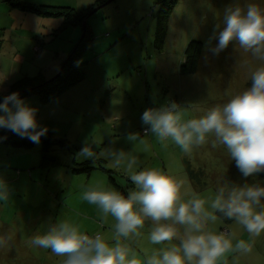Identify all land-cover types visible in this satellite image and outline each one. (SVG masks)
Listing matches in <instances>:
<instances>
[{
  "label": "rangeland",
  "instance_id": "374dc122",
  "mask_svg": "<svg viewBox=\"0 0 264 264\" xmlns=\"http://www.w3.org/2000/svg\"><path fill=\"white\" fill-rule=\"evenodd\" d=\"M108 1L0 0V101L18 89L54 79L85 39L77 60L85 66L83 80L49 95L21 97L37 109L41 127L55 140L51 154L61 165L47 162L41 167L39 144L29 149L0 145V181L10 193L0 201V236L5 240L0 264H62L65 257L31 243L56 222L74 224L87 234L99 231L108 241L109 224L98 215L101 210L82 199L87 173L71 171L78 164H91L92 159L79 153L85 143L94 147L95 165L106 160L109 167L130 174L154 168L183 181L184 164L191 163L215 188L207 193L190 188L189 199L205 194L209 211L221 187L264 186V178L243 177L226 148L213 146L214 137L186 154L170 139L161 142L152 133L142 134L148 126L139 119L145 109L167 100L182 104L185 119L198 118L247 90L252 72L264 61L233 43L219 55H212L206 45L226 7L255 3L264 8V0ZM85 21L88 34L82 39ZM190 41L201 47L202 58L198 71L185 75L180 67ZM131 160L135 163L129 167ZM217 216L208 230L220 233L225 227L228 233H223L233 244L245 240L251 248L225 253L220 264H264V233L252 236L235 220ZM150 231L146 221L139 235L120 239L139 250L131 249L140 260L179 245L177 240L153 244ZM134 236L140 241L137 246Z\"/></svg>",
  "mask_w": 264,
  "mask_h": 264
},
{
  "label": "clouds",
  "instance_id": "9594fccd",
  "mask_svg": "<svg viewBox=\"0 0 264 264\" xmlns=\"http://www.w3.org/2000/svg\"><path fill=\"white\" fill-rule=\"evenodd\" d=\"M230 43L264 61V8L255 3L225 8L222 22L214 26L206 48L212 55H219ZM250 79L247 90L198 118L185 119L182 104L167 100L145 109L141 121L148 126L147 132L161 142L170 139L186 154L214 137L213 146L226 148L243 177L256 176L264 172V66L252 72ZM36 114V108L27 105L18 92H12L0 101V129L39 143L48 128L41 127ZM79 153L93 161L96 158L94 147L87 143ZM134 163L131 161L129 167ZM129 178L135 190L127 195L102 186L90 187L82 194V199L97 205L104 216L115 219L114 243L68 222L54 223L44 234L35 235L31 243L65 257L62 264H220L225 253H247L251 248L245 240L233 244L222 233L208 230L207 225L217 221V213L235 220L252 236L264 233L262 185L221 187L209 211L205 199L194 195L185 201L181 194L184 182L158 169H141ZM9 195L0 181V201ZM146 221L151 223L149 239L153 244L177 240L179 245L146 260L136 258L120 238L139 235ZM4 242L0 236V245Z\"/></svg>",
  "mask_w": 264,
  "mask_h": 264
},
{
  "label": "trees",
  "instance_id": "16d2710c",
  "mask_svg": "<svg viewBox=\"0 0 264 264\" xmlns=\"http://www.w3.org/2000/svg\"><path fill=\"white\" fill-rule=\"evenodd\" d=\"M73 11V10H71ZM79 19H77L78 21ZM76 21V18H75ZM76 21V22H77ZM88 34V28L86 27V31H85V37ZM85 39H83L79 45H78V49H76L69 57L64 69L51 81L47 82V83H43L40 85H35L29 88H22V89H18L16 90V92L19 93L20 97H24L27 95H30L32 93H40V94H44V95H49L51 93H56L59 91H62L63 88L65 87H72L73 85L77 84L78 82H80L81 80H83V78L85 77V66L84 65H80L78 64V57L80 56V47L83 44ZM201 48V47H200ZM199 46H197L195 41H190V43L187 46V49L185 51V60L182 63L181 67H180V71L181 73L184 74H194L197 72L198 66H199V61H200V56L202 51L200 50ZM251 85V80L247 83V87H249ZM147 128V127H146ZM145 129V128H144ZM143 131V129H142ZM1 143H10V145H12L14 148L16 149H29L32 148L36 145H40L41 146V159H42V164L41 167H47L45 166L47 162H51L52 164H54L55 166L57 165H61V161L58 160L57 157L53 156L51 154V150H52V146L55 143L54 138L51 136V134H49L47 132V134L43 137H41V140L39 143H34L32 141H30L27 138H21L19 140H16L14 138V133H12L11 131H8L6 129H0V144ZM94 161H91V164L88 165L87 163L84 164H78L77 167H73L71 169L72 172L74 173H89L90 171L94 170V169H103L105 171H107L109 173V177L112 181L113 184H116L118 187L119 192L127 195L128 190L127 188H120V186L118 185L117 181H116V177L114 178V173L113 170H111L110 168H108L105 163L99 162L98 166L95 165L93 163ZM259 178H264V172H261L259 174L256 175ZM128 183V182H127ZM126 183V184H127ZM129 185V183H128ZM122 187V186H121ZM94 234H89V235H95ZM101 235V233H99Z\"/></svg>",
  "mask_w": 264,
  "mask_h": 264
},
{
  "label": "crops",
  "instance_id": "0c3cea01",
  "mask_svg": "<svg viewBox=\"0 0 264 264\" xmlns=\"http://www.w3.org/2000/svg\"><path fill=\"white\" fill-rule=\"evenodd\" d=\"M165 28L168 29V25ZM201 58H202V53H201V56H200V60H201ZM184 60H185V58H183L182 63L184 62ZM199 63H200V61H199ZM197 71H198V69H197ZM185 75H188V74H185ZM139 119H141V118H139ZM2 144H0V145H2ZM24 149H26V148H24ZM131 161H133V160H131ZM103 162L105 163L106 160L103 161ZM130 162H129V164H130ZM105 165L108 168H110L111 170H113L114 178L117 176L116 177V181H117L118 185L120 186V188H124L125 187V189L127 188L128 192L129 191H132L135 188V186L132 184V182H131V180L129 178L130 177L129 171H127L125 168H121V170H117L115 168L109 167L107 164H105ZM192 166L193 165L191 163H189V162H185V164H184L185 178L183 180L184 183H183V187L181 189V194H182L183 199L185 201H187L186 200L187 198L189 199V196H190V188H192V190H191L192 192L194 191V189H196V190H198L200 192H204V193H207L211 189H212V191H214L213 188H215V187H212V185H210V184H208V183L205 182V177L203 175L200 176L199 173L198 174L195 173L192 170ZM100 171L101 170H99V169H94V170H92V171H90L89 173L86 174V179H85V187L86 188H85V190L88 189V188H90V187H94V186H102V187H105V188H108V189H111V190L119 191L117 185L112 183L109 175L107 177V175L105 173H102ZM115 174H116V176H115ZM168 175L172 176L169 173H168ZM19 176H22V175L20 174ZM83 176H85V175H82V177ZM73 177H74V174H71V180H70V182L72 181V178ZM177 179H179V178H177ZM179 180H181V179H179ZM127 182L129 183V185H128ZM88 184H90V185H88ZM204 195L202 196V198L204 197ZM98 215L101 216L104 219L105 222H108L109 229H107V231H108L107 234L110 235L109 238H108V241H112L114 239V225L116 223L115 219L111 215L104 216L103 213H99ZM225 220H227V218H225ZM221 221L224 223V221L221 220V218H220L219 219V222H221ZM223 228H225V227H223ZM223 228L220 231V233H222L223 235H225L223 233ZM181 232H183V228L182 227H181ZM95 233L97 234V233H100V232L99 231H96ZM227 238H229V237H227ZM122 242L125 244L124 240H121V243ZM137 242L139 243L140 241H138L135 236L132 237V243L135 246H137V244H138ZM139 246H138V248H139ZM131 249L133 251H139L138 249H136V247H133Z\"/></svg>",
  "mask_w": 264,
  "mask_h": 264
},
{
  "label": "water",
  "instance_id": "95a60500",
  "mask_svg": "<svg viewBox=\"0 0 264 264\" xmlns=\"http://www.w3.org/2000/svg\"><path fill=\"white\" fill-rule=\"evenodd\" d=\"M111 0H109L108 2H110ZM98 8H100L99 6L98 7H95L94 9H92L91 10V12L90 13H92V12H95ZM85 26V29H84V35L82 36V39H83V37L85 36V31H86V21H85V24H84ZM67 61H68V59L65 61V63H64V65L62 66V69H61V71L64 69V67H65V65H66V63H67Z\"/></svg>",
  "mask_w": 264,
  "mask_h": 264
},
{
  "label": "built area",
  "instance_id": "2783aa9c",
  "mask_svg": "<svg viewBox=\"0 0 264 264\" xmlns=\"http://www.w3.org/2000/svg\"><path fill=\"white\" fill-rule=\"evenodd\" d=\"M147 133H149V132H147V129H144V130L142 131V134H147ZM223 232H224V233H228V230L225 229Z\"/></svg>",
  "mask_w": 264,
  "mask_h": 264
},
{
  "label": "bare ground",
  "instance_id": "6f19581e",
  "mask_svg": "<svg viewBox=\"0 0 264 264\" xmlns=\"http://www.w3.org/2000/svg\"><path fill=\"white\" fill-rule=\"evenodd\" d=\"M145 129H147V128H145ZM144 130V129H143ZM150 133V132H149ZM149 133H147V134H149Z\"/></svg>",
  "mask_w": 264,
  "mask_h": 264
}]
</instances>
